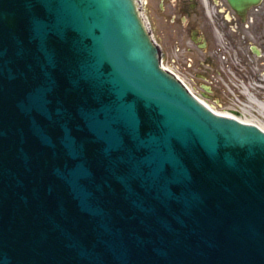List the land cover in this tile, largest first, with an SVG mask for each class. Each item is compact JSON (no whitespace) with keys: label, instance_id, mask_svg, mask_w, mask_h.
<instances>
[{"label":"water","instance_id":"1","mask_svg":"<svg viewBox=\"0 0 264 264\" xmlns=\"http://www.w3.org/2000/svg\"><path fill=\"white\" fill-rule=\"evenodd\" d=\"M0 264H264V130L160 64L135 0H0Z\"/></svg>","mask_w":264,"mask_h":264},{"label":"flooded vegetation","instance_id":"2","mask_svg":"<svg viewBox=\"0 0 264 264\" xmlns=\"http://www.w3.org/2000/svg\"><path fill=\"white\" fill-rule=\"evenodd\" d=\"M237 1L135 0L162 62L212 105L264 90V0Z\"/></svg>","mask_w":264,"mask_h":264},{"label":"rangeland","instance_id":"3","mask_svg":"<svg viewBox=\"0 0 264 264\" xmlns=\"http://www.w3.org/2000/svg\"><path fill=\"white\" fill-rule=\"evenodd\" d=\"M172 68H174L173 64H169ZM253 90V94H255L259 99H264V90ZM252 93V92H251ZM235 99L238 100V102H235ZM245 101H241V99H239V95L234 93L233 91L230 92V101L227 102L226 105L224 106H217V105H213V107L217 110H222V111H226V110H231V109H236L239 112V115L241 116H247L250 118H254L259 120L260 122H264V114L262 112H260L258 110V107L256 105L255 102L251 101L250 99H248L247 97L244 98ZM211 104H214L212 101H209ZM249 104V105H246Z\"/></svg>","mask_w":264,"mask_h":264},{"label":"bare ground","instance_id":"4","mask_svg":"<svg viewBox=\"0 0 264 264\" xmlns=\"http://www.w3.org/2000/svg\"><path fill=\"white\" fill-rule=\"evenodd\" d=\"M250 99L253 100V102L256 103V105H257V107H258V110L264 114V99H254L252 96H250ZM235 102L237 103L238 100L235 99ZM246 105H249V104H246ZM226 113H227V114H228V113H229V114L232 113V114H235V115H236V112L231 111V110H227ZM246 120H249V121H251V122L259 121V120H257V119L250 118V117L246 118ZM260 123H261V125L264 127V122H260Z\"/></svg>","mask_w":264,"mask_h":264}]
</instances>
